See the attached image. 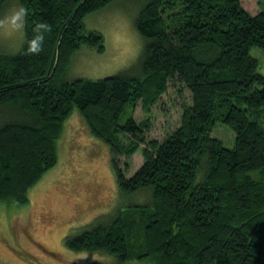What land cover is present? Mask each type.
<instances>
[{"label": "trees", "instance_id": "16d2710c", "mask_svg": "<svg viewBox=\"0 0 264 264\" xmlns=\"http://www.w3.org/2000/svg\"><path fill=\"white\" fill-rule=\"evenodd\" d=\"M10 1L0 0V14ZM113 1L20 0L29 13L22 46L0 50V202L28 203L29 191L57 164L63 126L76 109L110 149L121 196L146 202L121 203L114 217L66 238L68 250L119 264H264V74L250 54L264 51V7L140 0L134 27L145 40L136 63L141 77L132 70L67 79L81 47L104 51L102 34L86 30L84 20ZM41 22L51 26L43 51L26 55L25 39ZM179 84L190 93L179 125L148 137L138 108L147 113ZM216 124L234 133L233 148L213 137ZM138 155L137 167L119 160ZM17 250L28 264H41Z\"/></svg>", "mask_w": 264, "mask_h": 264}, {"label": "rangeland", "instance_id": "374dc122", "mask_svg": "<svg viewBox=\"0 0 264 264\" xmlns=\"http://www.w3.org/2000/svg\"><path fill=\"white\" fill-rule=\"evenodd\" d=\"M243 1L250 11L259 12L264 7V0ZM13 3L10 1L4 12ZM143 5L140 0H115L108 7L88 14L85 29L102 34L104 51L99 53L90 47H81L70 62L67 79L98 80L132 70L141 77L136 63L144 52L145 40L136 31L134 21ZM22 40L23 36L0 33V50L16 53ZM250 54L257 59L259 71L264 74V51L255 50ZM189 99L190 93L180 84L170 85L158 104L147 113L139 107L137 119H148V137L160 139L176 128L182 105L189 104ZM261 125L264 127V121ZM63 129L57 144V164L29 191L28 203L16 207L0 202V264H28L14 253L17 249L29 253L41 264H119L110 255L70 251L65 239L114 217L121 203L143 204L146 198L121 196L111 167L110 149L105 142L90 135L76 109ZM212 135L225 148H233L235 135L227 125L216 124ZM119 160L129 167L132 162L135 167L142 162L140 155ZM143 195L148 197L147 193ZM129 264L147 263L132 261Z\"/></svg>", "mask_w": 264, "mask_h": 264}, {"label": "clouds", "instance_id": "9594fccd", "mask_svg": "<svg viewBox=\"0 0 264 264\" xmlns=\"http://www.w3.org/2000/svg\"><path fill=\"white\" fill-rule=\"evenodd\" d=\"M28 9L20 0H15L13 5L3 14H0V33L23 36L25 31ZM51 31V26L46 23H36L32 28V35L25 39L24 54L38 55L43 51L45 34Z\"/></svg>", "mask_w": 264, "mask_h": 264}, {"label": "crops", "instance_id": "0c3cea01", "mask_svg": "<svg viewBox=\"0 0 264 264\" xmlns=\"http://www.w3.org/2000/svg\"><path fill=\"white\" fill-rule=\"evenodd\" d=\"M65 124H66V122H65ZM65 124H64V126H65ZM64 126H63V128H64Z\"/></svg>", "mask_w": 264, "mask_h": 264}]
</instances>
